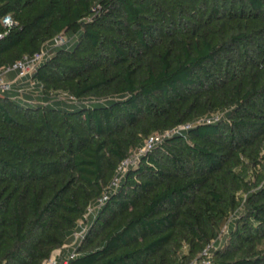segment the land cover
I'll use <instances>...</instances> for the list:
<instances>
[{
  "label": "trees",
  "instance_id": "16d2710c",
  "mask_svg": "<svg viewBox=\"0 0 264 264\" xmlns=\"http://www.w3.org/2000/svg\"><path fill=\"white\" fill-rule=\"evenodd\" d=\"M43 48L42 100L0 90V264H264V0H0V68Z\"/></svg>",
  "mask_w": 264,
  "mask_h": 264
},
{
  "label": "built area",
  "instance_id": "2783aa9c",
  "mask_svg": "<svg viewBox=\"0 0 264 264\" xmlns=\"http://www.w3.org/2000/svg\"><path fill=\"white\" fill-rule=\"evenodd\" d=\"M3 23L6 25H11L13 23V19L11 17V15H6L3 18ZM53 42L50 44L51 46H57V45H61L66 43V37L62 34L57 35V37H55L53 40ZM48 49L47 48H43L41 49L39 52L34 53L33 55H24L23 58L17 60L16 62H14L11 65H7V67L4 68H0V90L1 91H8V90H13L14 86H13V82L8 78V76H6L7 72L10 70H15L17 72V75L19 77H24V76H29V74L34 71L37 66L42 62V60L44 59V56L47 54ZM61 97H68V99L70 101H75L76 98L74 96H68V95H61ZM222 114L221 113H213L210 116H205L202 117L201 119H199V122H212V121H218L221 118ZM193 126V124H181L178 125L176 128H174L173 130H166L164 132L161 133H157L154 134L152 136H150L146 142V144L144 145V147L139 148L138 150H136L135 152L131 153L121 164V166L119 167V172L123 173L127 167L129 165L132 164H136L140 158V155H142L145 151L151 149L156 143H159L162 138L164 136L173 134V133H177L180 132L183 129L189 128ZM120 178L121 176H116L113 180V184L114 185H118L120 182ZM107 195H104L103 197L99 198V205H101L105 199L107 198ZM90 210L89 212L93 211L94 208L89 207ZM81 232H79L80 234ZM77 234V235H79ZM75 256V252H72L69 257H74ZM56 255L51 256L49 258L48 264H57V259H56ZM68 263V259H66L64 261V264Z\"/></svg>",
  "mask_w": 264,
  "mask_h": 264
},
{
  "label": "crops",
  "instance_id": "0c3cea01",
  "mask_svg": "<svg viewBox=\"0 0 264 264\" xmlns=\"http://www.w3.org/2000/svg\"><path fill=\"white\" fill-rule=\"evenodd\" d=\"M6 76H8V78L13 82L14 89L11 91V94L14 95L15 97H19L20 100L22 101L28 100L33 102L43 99V97L41 98V96H39L37 90L34 89L36 83L35 81H31L30 77L27 76L19 77L15 70L8 71ZM56 251H57L56 252L57 259L63 261L69 255L70 248H68L62 254L60 253V250H56Z\"/></svg>",
  "mask_w": 264,
  "mask_h": 264
},
{
  "label": "rangeland",
  "instance_id": "374dc122",
  "mask_svg": "<svg viewBox=\"0 0 264 264\" xmlns=\"http://www.w3.org/2000/svg\"><path fill=\"white\" fill-rule=\"evenodd\" d=\"M69 45H70V44H67V46H69ZM21 101H22V100H21ZM226 230H227V228L225 227V228L223 229V232H226ZM56 252H57V251H54L53 254H52V256L56 255V254H57ZM48 261H49V260H47L45 264H48Z\"/></svg>",
  "mask_w": 264,
  "mask_h": 264
}]
</instances>
